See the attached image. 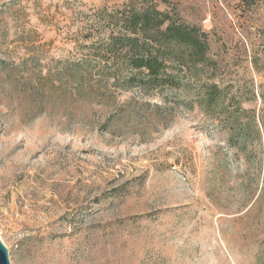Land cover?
<instances>
[{
  "label": "rangeland",
  "instance_id": "1",
  "mask_svg": "<svg viewBox=\"0 0 264 264\" xmlns=\"http://www.w3.org/2000/svg\"><path fill=\"white\" fill-rule=\"evenodd\" d=\"M152 7L207 51L169 43L145 94L103 50ZM0 238L11 264H264V0H0Z\"/></svg>",
  "mask_w": 264,
  "mask_h": 264
},
{
  "label": "trees",
  "instance_id": "2",
  "mask_svg": "<svg viewBox=\"0 0 264 264\" xmlns=\"http://www.w3.org/2000/svg\"><path fill=\"white\" fill-rule=\"evenodd\" d=\"M116 20L120 23L119 30L111 34L103 50L117 73L121 69L126 71L121 77L115 74L116 82L121 78L124 85L136 87L145 94L152 92L164 82L166 48L173 41L191 47L198 61L204 59L207 43L195 28L173 21L168 12L155 7L134 8L118 15ZM81 72L77 70L79 78L75 79L83 86L85 72ZM222 91L215 84L208 90L207 97L213 101Z\"/></svg>",
  "mask_w": 264,
  "mask_h": 264
},
{
  "label": "water",
  "instance_id": "3",
  "mask_svg": "<svg viewBox=\"0 0 264 264\" xmlns=\"http://www.w3.org/2000/svg\"><path fill=\"white\" fill-rule=\"evenodd\" d=\"M0 264H11L9 250L0 238Z\"/></svg>",
  "mask_w": 264,
  "mask_h": 264
}]
</instances>
